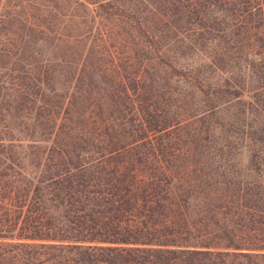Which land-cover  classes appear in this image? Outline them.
I'll return each instance as SVG.
<instances>
[{
  "label": "trees",
  "instance_id": "trees-1",
  "mask_svg": "<svg viewBox=\"0 0 264 264\" xmlns=\"http://www.w3.org/2000/svg\"><path fill=\"white\" fill-rule=\"evenodd\" d=\"M39 1L0 11V264H264V0Z\"/></svg>",
  "mask_w": 264,
  "mask_h": 264
},
{
  "label": "rangeland",
  "instance_id": "rangeland-1",
  "mask_svg": "<svg viewBox=\"0 0 264 264\" xmlns=\"http://www.w3.org/2000/svg\"><path fill=\"white\" fill-rule=\"evenodd\" d=\"M5 2V3H4ZM39 0H4L2 4H0V11L1 12H16L21 13L25 11H37V4L40 6ZM61 9L63 10L65 6L61 5ZM81 12V11H79ZM32 24H41L40 21H34ZM64 25L71 26L73 25L72 22H64ZM213 80H216L221 85H227V76L221 73H216L213 76ZM223 115V114H222ZM223 117V116H221ZM221 122V119L219 120ZM218 124V123H217Z\"/></svg>",
  "mask_w": 264,
  "mask_h": 264
}]
</instances>
